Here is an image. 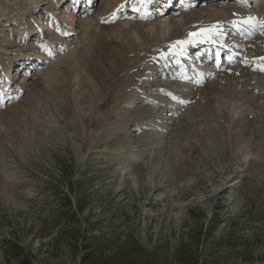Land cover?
Returning <instances> with one entry per match:
<instances>
[{"label": "rangeland", "instance_id": "374dc122", "mask_svg": "<svg viewBox=\"0 0 264 264\" xmlns=\"http://www.w3.org/2000/svg\"><path fill=\"white\" fill-rule=\"evenodd\" d=\"M57 1L0 0V47L15 62L17 50L32 55L41 40L38 33L26 39L24 27L44 24L48 46L59 43L67 24L54 33L43 12L52 7L65 20L70 0ZM72 46L31 69L40 75L37 90L0 108V264H264V73L215 94L218 108L191 101L178 108L167 99L145 105L138 97L134 109L161 110L139 116L132 108L124 118L127 91L158 89L143 79L170 85L150 73L149 49L104 79L108 95L100 100L84 86L95 55ZM112 50L104 55L110 64ZM235 137L253 151L235 149Z\"/></svg>", "mask_w": 264, "mask_h": 264}, {"label": "bare ground", "instance_id": "6f19581e", "mask_svg": "<svg viewBox=\"0 0 264 264\" xmlns=\"http://www.w3.org/2000/svg\"><path fill=\"white\" fill-rule=\"evenodd\" d=\"M53 1H55L56 3L58 2L57 0H51L50 3L53 4L52 3ZM137 1L138 0H103V3H101V5L100 4L98 5L97 9L91 16L85 19L83 18L79 19L81 25L79 27H81V29L76 28L75 14L69 11L68 8H70V6L64 9L62 7V10L65 11V12L63 11L65 13L64 18H66L62 22L60 21L58 12L57 11L50 12V10H53V8L48 7L43 12H46V16L47 17L49 16V20L51 22L52 21L54 22L52 26L55 27V30L57 32H59L63 24H67V28H66L67 30L64 31V34L61 35L60 37H56V39L58 38L60 41L56 45L55 55L52 56L53 55L52 50L47 49L46 44L40 43L39 45L36 46L31 45L30 48L35 49V53H33L32 55L31 54L26 55L25 53L27 51L25 52L24 49L17 50L18 53L17 58L19 61L24 60L23 64H25L26 62L29 63L28 68H30V66L34 64L32 70H37L38 65L40 64L45 65L51 61L50 60L51 58H49L50 56H52L54 59L57 55H59L62 52H65L72 45L73 46L70 49V51H72L75 54L79 51L81 52L82 49H86V50L89 49L95 55L96 63L92 68V70L95 73H91L90 76L85 78L86 80L84 82L86 84L84 86H86L90 90L93 89V91L97 92L98 94L97 98L103 100L105 99V96L108 95V92H106L105 89L103 90L101 89V87H104L103 86L104 79H107L111 75L116 74L117 72L116 70L119 68L131 67L132 65L129 63V56L140 57L141 53L143 54V51L145 53V50L149 49L146 53L149 62V64L148 63L147 64L150 65V67L151 64L153 65V69L150 68L151 69L150 73L155 72V74L158 75L159 72L164 73L163 71H166L167 67L171 69L170 65H167L165 67L164 65H162V59H161L162 52L164 54H167L168 53L167 47L170 46L171 44H177V42L180 39L181 41L183 39L187 40V44H188L187 46L192 47V45H190L191 43L190 38L196 40L199 37L204 36L206 33L201 31L203 29H213L212 31H216V30L225 31L230 25V22H232L235 18L238 17L240 18L247 15L262 18L264 21V0H261L259 3L251 6L247 11L241 10L235 5H226L220 1H217L215 3H211L210 8L204 7L206 13L197 11L196 8L195 9L196 11L192 15H190L189 13L194 10L183 13L184 15L179 19H176V17L169 18V20L165 19L169 16L172 17L171 8H168L159 15L158 14L154 15L153 13H149V12L145 13V18L141 19V21L140 19H137V17H133L132 14L130 13H127V15L125 16L122 15L121 9L127 6L128 5L127 3L130 2L135 3ZM37 6L38 4L36 3L35 7ZM157 17L160 18L159 21H155L156 20L155 18ZM24 29H25L24 35L26 36V39L32 37L35 33L36 34L38 33V31L35 30L28 31L29 29L27 27H24ZM39 29H45L44 25L43 26L41 25ZM84 31H86L87 37L83 42L81 43L79 42L76 44H72V42L70 44L68 43L69 41H71L70 39H72V37H76L79 34L83 33ZM193 33H200V35L192 36L191 34ZM55 35L58 36L57 34ZM54 42H56L55 39L52 40V43ZM248 45H249V51H251V49L253 51L254 49H256V51H254V54H252L251 56L252 60L248 68H242L240 66H237L232 69L233 70L232 72L227 70L225 73L218 75L211 81H205V83H201V85L196 89H192V88L188 89L185 92V95L183 94L184 96L183 95L180 96L181 99L188 103H190V101L194 102V104L196 105L204 104L206 107L218 108L215 105L216 104V100L214 97L215 94L218 95L226 94V91L229 87H233L234 84L239 85L241 81L243 82L244 80L247 79L246 77L248 75L250 76L251 81H253V79L256 80L257 78H255L254 74H252L253 72H251L253 71L252 69H256L257 72H264V31L262 34H259L256 37H254V39ZM112 48H114V54L112 53V55H114V59L112 64H110L106 62V60L104 59V55H106L107 51L112 50ZM12 53L13 52L10 53V51H8L6 48L0 47V69H4L6 67V69L8 70L7 76L12 79L11 84L8 85L10 87H7L8 96L4 95L5 97L3 96L0 98V108L5 106L4 101L7 100L13 101L14 98H17V96H19V93L23 95V93L28 89H30V91L31 90L34 91L39 88L37 86V82L39 81L33 79H35V77L36 79H38L40 75H32L31 70L28 72V69H26L25 67L22 68L19 71V73L16 75L15 73H13V71H15L14 69L15 61L11 56ZM34 54H37L38 56L32 57L34 56ZM39 55L43 57H40ZM70 55L67 54L66 56H64L65 58H63L60 63L63 64V66H66V68L67 66H69V60L71 59L69 57ZM60 64H55V68L52 67L54 65H52L51 67L54 69H59ZM11 65H14L11 68L12 71H10ZM88 73L90 74V72ZM22 76H23L22 81L20 83L15 84L17 77L20 78ZM128 77L129 76L127 75L123 76V79L127 81V83L130 82V79H128ZM142 83H143L142 85L143 87L151 86L153 84H157L159 86L158 89H151L150 94L148 95H140L135 90L127 91L124 97H122L123 101H125L127 104H132V105H130L131 107L124 106L122 108V112L125 113V115L123 116L124 118H128V116L131 115L134 109L133 106L136 102L135 99L138 97H140V101H138V103L144 102L145 105L147 104L152 105L153 103L158 104L166 99L172 102L171 99L173 98V95H175L176 98L179 99L178 94L177 93L174 94L173 90L170 88L172 84L176 85L175 82H170V85L165 86V88H160L161 84L163 83L160 84L153 83L151 79L148 80L143 79ZM13 84H15L14 87L17 89V91H19V93L14 95H9V89ZM158 94L162 96H158ZM167 97H170L171 99ZM117 102L120 101L118 100ZM173 104L175 105V107L179 106L178 108H180L179 104H175V103ZM104 105L105 102L102 101L101 104L98 106L101 108L104 107ZM134 110H136L135 111L136 115L140 116L142 112L147 113L148 111H152V110L154 111L153 114H157L161 110V107L158 109L156 106L147 107V109L144 110L143 106H141L137 109L135 108ZM122 112L119 111L120 114ZM220 114L225 116L226 114L225 108H222ZM230 118L233 119L234 117H230ZM93 137H96V135H93ZM239 138L236 139L235 137V139L233 140L234 148L236 149L238 147L241 150L243 149V151L249 149L250 152H252L253 151L252 143L247 138H241V137ZM80 147H79V151L77 150L78 152H80L81 150Z\"/></svg>", "mask_w": 264, "mask_h": 264}, {"label": "snow or ice", "instance_id": "6c2138e0", "mask_svg": "<svg viewBox=\"0 0 264 264\" xmlns=\"http://www.w3.org/2000/svg\"><path fill=\"white\" fill-rule=\"evenodd\" d=\"M252 21H253V18L249 17L247 20L244 21V23H251ZM259 23L262 24V25H264V21H260ZM212 30L213 29H203L201 31L204 32V33H208V32H210ZM191 35L192 36H198V35H200V33H193ZM177 43L183 44V43H185V41H178Z\"/></svg>", "mask_w": 264, "mask_h": 264}]
</instances>
